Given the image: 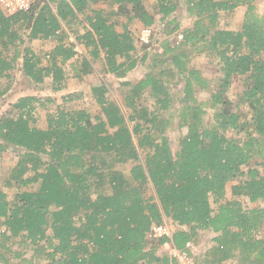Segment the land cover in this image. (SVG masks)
Returning a JSON list of instances; mask_svg holds the SVG:
<instances>
[{
  "label": "trees",
  "instance_id": "16d2710c",
  "mask_svg": "<svg viewBox=\"0 0 264 264\" xmlns=\"http://www.w3.org/2000/svg\"><path fill=\"white\" fill-rule=\"evenodd\" d=\"M182 1L196 19L180 31ZM258 1L48 0L14 14L0 4V99L20 60L26 78L36 84L50 78L53 92L64 90L67 64L77 55L72 36L85 51L74 77L83 80L97 67L118 79L123 97L112 98L101 81L91 87L101 109L96 116L59 108L47 112L40 128L34 112L44 100L36 95L19 97L0 116V159L18 154L2 178L6 190L0 189V263L178 264L160 252L169 240L153 236L155 226L170 221V243L179 251L190 253L187 245H197L203 231L215 234L196 264H264V14L256 12ZM240 9L241 25L231 29ZM135 22L152 29L141 48L129 28ZM177 33L182 37L171 43ZM37 39L54 44L46 66L29 45ZM157 42L162 50L149 51ZM192 51L219 58L216 89H209ZM140 64L147 71L133 82L129 73ZM170 83L180 89L173 93ZM233 84L239 91L231 99L226 93ZM201 90L209 96L199 98ZM170 132L179 134L175 151Z\"/></svg>",
  "mask_w": 264,
  "mask_h": 264
},
{
  "label": "rangeland",
  "instance_id": "374dc122",
  "mask_svg": "<svg viewBox=\"0 0 264 264\" xmlns=\"http://www.w3.org/2000/svg\"><path fill=\"white\" fill-rule=\"evenodd\" d=\"M40 2V3H44ZM154 0H144V3L146 5H152ZM101 7L110 9L109 5L106 3H101ZM256 12L258 14H264V0H259L258 4L256 5ZM244 15V10L240 9L233 24L231 25V29H237L240 27L242 18ZM196 18L191 17L187 14V5L185 1H182L179 6V10L177 12V20L181 24L180 31H183L186 28L192 27L194 20ZM121 19H118L120 21ZM78 31L80 33L84 32V29H82L81 26H78ZM130 30L135 34L137 38V45L139 48L142 47V41L140 40L141 37V31L144 29L142 23L135 22L130 24L129 26ZM180 33L171 35L168 39L171 41V43H178L180 40ZM152 40V39H151ZM150 40V42H151ZM163 39L160 41L162 42ZM71 42L76 44V51L77 55L76 57L71 60L67 64V73H68V80L67 85L64 90L61 92H53L50 88L51 80L50 78H47L46 81L43 84H36L32 80L26 78L24 73L21 71V60L18 63V67L12 71L14 82L12 84L11 89L1 97L0 99V116L4 114L7 111L11 110V104L15 102L19 97L27 96V95H36L40 96L41 99L44 101L43 107H37L34 112V116L37 119L36 125L40 128H46L47 125V112H56L59 108H67L68 110H86L90 112L93 116H96L97 114H100L101 109L99 105L96 104L94 99V94L91 91L92 86H98L100 85V82L106 83L109 91V95L112 96V98L120 100V102H123V97L119 94V85H118V79H116L112 75H103L100 73V69L95 67L94 71L88 75H85L83 80H79L74 77V70L73 67L77 65L79 67V64L81 62V56L85 53L83 46L76 43L75 39H70ZM32 50L40 57L42 66H46L50 62V52L53 50L54 44L51 41H46L42 39L33 40L29 43ZM156 50L157 53H159L161 49L160 42L155 43L149 51H153V49ZM155 52V51H154ZM144 54V51H140L138 56L141 58ZM153 54V53H152ZM151 54V56H152ZM191 57L193 58V63H195L199 70L201 71L202 76L210 82L209 89H216V83L217 79L221 77L220 69H219V58L215 55H209L208 53H200L197 51H192ZM192 63V64H193ZM147 68L146 65H138L136 69H134L132 72L129 73V79L133 82L138 81L139 79L144 77V74L146 73ZM5 80H1L4 82ZM169 88L173 89V93H176L180 89L179 87H173V85L170 83L168 85ZM239 88L236 86V84H233L232 88L227 91L226 95L229 96V98L234 99L235 94ZM239 91V90H238ZM69 94H72L76 99L66 102L64 98L68 96ZM196 95L199 98H205L209 96V91L207 90H201L196 93ZM78 97V98H77ZM52 99V102H49L48 99ZM180 105L177 102L176 106L174 107V111L179 110ZM177 118V115H175ZM213 119V111L210 109L206 110V114L204 115L205 122H210ZM183 132H186V130H183ZM178 133L177 132H170L169 138L172 144V150L175 151L178 147ZM230 135V134H229ZM18 161V154L12 151H9L7 153H4L0 159V189L3 188L6 190L5 187H2V181L4 177L8 178V172L16 165ZM125 167H122V169ZM231 186L232 184H229L227 187V196L230 198L231 196ZM250 207H255L257 205H260L259 203L255 204H248ZM167 224L169 225L170 230L173 232L174 226L171 225L170 221H167ZM264 236V227L262 229V234L260 232L259 236ZM215 234L211 231H203L200 236L199 243L197 245H194L192 243V246L190 249V254L193 260L199 258L205 252H208L210 248L213 247V238ZM15 248L18 249L17 246ZM168 252V249L163 245L162 250L160 252ZM233 262H227L226 264H232ZM2 264V263H0Z\"/></svg>",
  "mask_w": 264,
  "mask_h": 264
},
{
  "label": "built area",
  "instance_id": "2783aa9c",
  "mask_svg": "<svg viewBox=\"0 0 264 264\" xmlns=\"http://www.w3.org/2000/svg\"><path fill=\"white\" fill-rule=\"evenodd\" d=\"M48 0H0V4L2 7L7 11L8 14H14L18 11H27L29 10L33 4L37 2H43ZM152 29L151 28H144L141 31L140 40L145 43L149 44L151 40ZM182 37V36H180ZM153 236L156 238H167L169 241L165 243V247L168 249V254L176 258L178 264H196L193 258L191 257L190 253L187 251H179L170 243L172 237V231L169 228L167 223L155 226L153 228ZM192 246V243L187 245L188 248Z\"/></svg>",
  "mask_w": 264,
  "mask_h": 264
}]
</instances>
